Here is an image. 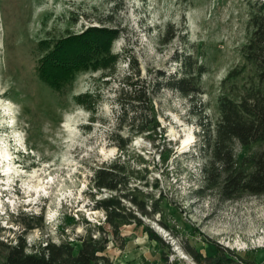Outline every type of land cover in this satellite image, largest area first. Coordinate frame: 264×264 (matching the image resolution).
Masks as SVG:
<instances>
[{"label": "rangeland", "instance_id": "1", "mask_svg": "<svg viewBox=\"0 0 264 264\" xmlns=\"http://www.w3.org/2000/svg\"><path fill=\"white\" fill-rule=\"evenodd\" d=\"M262 3L0 0V239H15L25 222L37 224L33 218L43 216V227L26 235L29 245L47 240H75L79 245L88 235L106 236L110 264H264V194L227 199L223 176L205 170L210 162L205 130L211 128L214 136L224 78L242 65L246 70L236 81L240 86L255 77L241 48L253 31V11ZM106 18L112 21L104 26L121 31L111 44L118 54L113 67L77 72L60 89L39 77V40L103 27ZM172 34L175 37L164 43ZM183 53L206 66L203 112L193 107L189 96L165 87L153 96V106L173 154L162 163L152 141L140 134L132 146L148 159L150 180H159L155 196L159 190L164 194L161 214L151 218L138 212L162 237L163 247L134 224L113 234L105 212L94 207L91 182L98 167L120 155L110 135L118 128L119 91L133 72L130 59L140 68L141 78L152 84L160 70L177 74L181 62L175 57ZM82 93L96 95L94 109L77 101ZM261 148L237 143L236 159L240 162Z\"/></svg>", "mask_w": 264, "mask_h": 264}, {"label": "trees", "instance_id": "2", "mask_svg": "<svg viewBox=\"0 0 264 264\" xmlns=\"http://www.w3.org/2000/svg\"><path fill=\"white\" fill-rule=\"evenodd\" d=\"M253 12L250 18L253 31L241 51L246 62L254 66L255 77L249 84L240 86L236 81L246 66H235L228 72L222 82L220 117L215 123L214 136L211 128L205 130L210 150V162L205 170L207 173L216 170L223 176L222 194L227 199L244 193L264 194V3ZM111 19L101 20L103 27L89 26L80 33L69 30L60 37L49 36L39 40L37 50L41 55L35 67L39 77L60 89L77 72L113 67L118 54L111 51V44L121 31L115 26H104ZM174 37L172 34L164 43ZM175 59L181 62V70L177 74H166L160 70L152 84L141 78L140 68L130 59L133 72L126 77L119 91L118 128L110 135L120 155L110 164L98 167L91 182L94 207L105 212V222L113 228V234L120 233L124 225L134 224L142 227L151 241L163 247L166 245L164 240L146 225L143 217L154 218L161 214L160 201L164 194L159 190V196H155L159 180H150L152 171L145 165L148 159L133 151L132 146L135 136L140 134L152 141L162 163H166L173 154V146L160 130L153 106V96L165 87L189 96L193 107L198 106L201 112L205 108L201 95L206 66L193 54L183 53ZM95 97L94 94L82 93L76 99L94 109L98 102ZM126 127H130L127 135L122 133ZM237 143L247 148L261 144L262 148L238 162L234 151ZM142 186L154 189L144 190ZM105 192L107 196L102 195ZM99 195L102 196L98 198ZM35 220H38L37 224L25 222L23 231L15 239H0V264H110L106 236L88 235L80 238L79 245L75 240H47L38 246L29 245L27 233L44 225L43 216L33 218ZM193 255L197 257L195 253ZM164 256L166 258L167 254Z\"/></svg>", "mask_w": 264, "mask_h": 264}, {"label": "bare ground", "instance_id": "3", "mask_svg": "<svg viewBox=\"0 0 264 264\" xmlns=\"http://www.w3.org/2000/svg\"><path fill=\"white\" fill-rule=\"evenodd\" d=\"M174 259V258H173Z\"/></svg>", "mask_w": 264, "mask_h": 264}]
</instances>
